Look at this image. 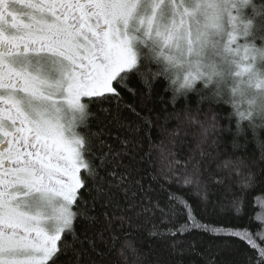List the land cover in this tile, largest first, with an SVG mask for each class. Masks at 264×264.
I'll use <instances>...</instances> for the list:
<instances>
[{
	"label": "snow or ice",
	"instance_id": "obj_1",
	"mask_svg": "<svg viewBox=\"0 0 264 264\" xmlns=\"http://www.w3.org/2000/svg\"><path fill=\"white\" fill-rule=\"evenodd\" d=\"M192 97L213 114L180 159ZM224 133L254 149L213 173ZM256 190L264 0H0V264H113V252L138 251L126 237L146 225L169 256L217 264L194 241L181 247L211 233L246 246L241 264H264V215L227 223ZM209 213L221 219L205 223Z\"/></svg>",
	"mask_w": 264,
	"mask_h": 264
},
{
	"label": "trees",
	"instance_id": "obj_2",
	"mask_svg": "<svg viewBox=\"0 0 264 264\" xmlns=\"http://www.w3.org/2000/svg\"><path fill=\"white\" fill-rule=\"evenodd\" d=\"M135 85V81H133ZM158 91L160 88L158 86ZM228 95H231V84L225 89ZM170 95V93H169ZM129 103H132L133 100L131 97H126ZM193 103L189 109L192 123L186 125L185 130L188 132V136H183V131L181 132V137L184 139V145L178 148L180 159H186L190 149H195V145L197 140L200 138V125L196 123V121L203 122L211 117L213 113H210L208 110V105H204L201 110H197V106L195 103L196 98H191ZM163 105H157L153 116L157 113L160 114L161 120H163ZM185 107L184 100H180L179 104H177V109L183 110ZM222 113L226 114L232 110V106L230 103L220 106ZM169 112L172 111L171 107L168 109ZM221 123H227L226 121H221ZM168 131H172L177 127V121L169 120L166 125ZM235 131V129H233ZM154 141L159 144L160 141L167 140V137L163 136L162 134L153 131L152 133ZM232 135L228 133H224L221 137V147L219 154L216 156V159L212 161L209 170L213 173L216 172L217 165H223L224 161L226 160H236L238 157H244L246 155H251L254 149V145L248 143L245 145V141L243 139H238L237 143L240 145L237 148H233L232 146ZM224 173L221 171L218 174L222 176ZM207 175V173H206ZM235 190V189H234ZM223 195H225L224 189L219 187L215 191V195L213 199H219ZM259 197L256 203H253V197ZM230 198V196H229ZM259 212L261 215H264V193H261L259 190L253 191L249 193L247 199V207L246 213L247 215L241 221H229L227 222L229 226H236V225H246L248 222V216L252 215L253 213ZM204 222H214L220 217L213 215L211 213L205 215L203 217ZM255 227V225H253ZM150 225H146L143 229H131L129 230V234L126 237L128 241L131 242V245L134 249L138 251H133L132 248H126L124 251V255L120 256L116 252H113L110 259L112 260L113 264H156V261L167 259L169 260L170 264H203V261L198 255H185L181 258L179 255L169 256V250L166 248L165 244L161 241L156 239H151L148 236L147 228ZM121 239H125L122 235ZM196 244V252H201L203 250H210L212 253L216 254L217 264H241L244 258V251L246 246L239 243L235 240H229L224 238L223 235H216L211 233H196L184 238V243L181 247L187 248L188 245L192 242ZM119 248V245H118Z\"/></svg>",
	"mask_w": 264,
	"mask_h": 264
},
{
	"label": "rangeland",
	"instance_id": "obj_3",
	"mask_svg": "<svg viewBox=\"0 0 264 264\" xmlns=\"http://www.w3.org/2000/svg\"><path fill=\"white\" fill-rule=\"evenodd\" d=\"M73 119V114L72 112L69 110L68 112H66L65 114V120L66 121H71Z\"/></svg>",
	"mask_w": 264,
	"mask_h": 264
}]
</instances>
